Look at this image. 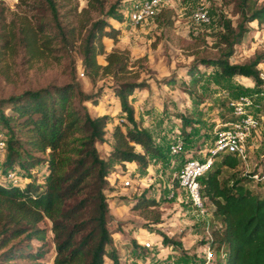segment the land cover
Wrapping results in <instances>:
<instances>
[{"label":"trees","instance_id":"obj_1","mask_svg":"<svg viewBox=\"0 0 264 264\" xmlns=\"http://www.w3.org/2000/svg\"><path fill=\"white\" fill-rule=\"evenodd\" d=\"M124 1L86 0L80 6L78 0H20L19 10L26 11L15 12L9 19L0 1V68L19 49L29 59H40L59 57L54 53L58 47L65 51L75 48L89 78L110 75L116 80L111 88L126 113L108 132L110 114L92 115L86 104L98 102L100 91L84 92L75 75L63 84L50 83L0 99V140L4 141L1 171L8 174L19 167V176L28 179L21 183L16 176V181L6 176L0 181V248L20 236L27 241H15L4 249L0 264L20 258L34 262L13 264H41L47 252L46 229L39 225L44 218L51 221L53 264H103L105 256L117 261L108 228L111 212L107 192L112 168L116 162L124 171L130 162L147 167L149 155L160 156L159 146L135 117L128 99L136 87L148 84L129 67L126 49L107 48V41L114 44L122 34ZM238 4L236 12L242 19L236 26L222 19L219 41L227 51L219 57H202L197 66H188L186 73L192 84L202 77L198 65L204 64L217 66L221 74L252 76L255 90L261 89L259 58L240 65L231 64L228 58L233 46L242 41L244 22L264 21V2L257 5V0H238ZM173 18L174 10L167 6L155 16L167 24H172ZM101 54L105 63L98 59ZM170 81L165 79L166 84ZM183 89L188 92V85ZM245 92L249 91L234 96ZM230 118L229 109L224 120ZM108 134L113 143L104 157L97 143L107 141ZM239 163L235 154L224 153L199 177L201 195L212 204L215 217L212 239L207 244L215 260H201V264H264V195L250 187L252 179L246 176H222L224 168L234 169ZM38 165L42 170L35 172ZM174 181L177 187L178 181ZM157 203L152 196H137L133 208L146 210L151 216ZM154 218H158L157 213ZM34 239L40 242L35 249L30 246ZM223 253L225 256L219 257Z\"/></svg>","mask_w":264,"mask_h":264},{"label":"rangeland","instance_id":"obj_2","mask_svg":"<svg viewBox=\"0 0 264 264\" xmlns=\"http://www.w3.org/2000/svg\"><path fill=\"white\" fill-rule=\"evenodd\" d=\"M0 1L7 8V19L14 16L15 12L26 11L19 10L20 0ZM78 2L83 6L86 0ZM170 2L167 7L174 10L172 24L155 17L133 23L127 18L130 10L127 6L123 10L126 19L120 24L122 34L119 40L114 44L107 41L108 49L127 50L129 67L138 71V78L145 79L148 84L144 88L136 87L128 99L135 108V117L140 118L142 125L159 146L160 156L151 154L147 167L134 163L125 171L119 163L114 164L109 177L110 189L107 192L111 212L108 228L112 235L110 247L116 248L118 256L117 261L105 256L103 264H201V260L207 258L206 247L212 238L210 233L215 220L213 206L209 200L203 198L205 213L196 209L187 192L174 185V173L178 172L187 157L197 154L199 147L204 148L212 142L215 125L229 114V97L241 91H254L256 88L252 76L239 73L221 74L214 65H198L202 77L196 84L190 82V76L186 73L188 66H197L200 58L219 57L227 51L224 43L219 41L222 19L231 20L234 26L240 22L242 17L236 12L240 6L238 0H216L209 4L208 23H196L192 20V2ZM263 2L264 0H257V5ZM244 26L246 31L242 41L233 46V53L228 60L231 64L240 65L259 58L257 68L259 74L264 76V21H246ZM54 53L59 54V57L47 55L40 59H29L19 49L0 68V99L50 83L63 84L70 81L71 75H75L84 92L100 91L98 102L87 101L86 104L92 115L105 112L110 114L107 127L109 132L113 123L120 116L126 115L119 106L114 88H111L117 83L116 80L110 75L89 78L82 69L75 48L65 51L63 47H58ZM98 59L105 63L104 54L99 55ZM165 79L171 80L170 83L166 84ZM185 85L189 87L188 92L183 89ZM260 101L264 115V97ZM177 138L183 141L181 149L178 153L171 154L169 148ZM251 142L247 163L240 162L234 169L224 168L222 176L249 178L246 175L248 171L264 169V119L261 126L253 132ZM112 143L113 138L109 134L107 141L97 143L101 156L107 157L109 144ZM2 154L4 153H0V163ZM1 165L0 181L8 177L7 173L1 171ZM15 169L12 172L14 177L20 178L21 183L26 182L27 178L19 176V167ZM41 170L40 165L34 168L35 172ZM127 178L131 182L124 185L123 181ZM249 185L264 195V183L257 184L252 180ZM142 195L158 200L157 206L150 211L151 216L146 210L133 208L136 197ZM156 213L157 219L154 218ZM219 224L215 223L216 226ZM39 225L46 229L47 242V252L41 259V264H53L55 248L50 230L51 221L44 218ZM145 240L151 241L146 249L143 247ZM15 241L27 244L26 239L20 236L8 246L0 248V253ZM39 244L34 239L30 246L35 249ZM171 244L173 250L170 252L168 245ZM214 254L212 252L211 261L215 260ZM223 255L224 253L219 254V257ZM13 262L34 261L20 258L6 264Z\"/></svg>","mask_w":264,"mask_h":264},{"label":"built area","instance_id":"obj_3","mask_svg":"<svg viewBox=\"0 0 264 264\" xmlns=\"http://www.w3.org/2000/svg\"><path fill=\"white\" fill-rule=\"evenodd\" d=\"M186 1L194 4L191 11V18L194 22L208 23L210 21L209 4L216 0ZM170 3V0H125L122 9L124 10L129 6L127 18L133 23H139L155 17L162 7L169 6ZM260 76L264 80L263 74ZM261 85L262 88L259 91L240 93L229 98L227 106L232 118L219 121L213 130L212 142L204 148H198L197 154L187 157L178 172L174 173V178L178 181L177 187L183 188L191 203L203 213H205V208L200 191L199 177L212 167L218 156L227 152L235 154L240 162L247 163L253 132L261 126L264 119L260 101L264 97V82ZM182 142L180 138H177L169 148L170 153H178ZM3 146L4 141L0 140V151ZM246 175L257 184L264 183V169L250 170ZM8 177L16 181L12 172L8 173ZM130 180L129 178L124 179V185H129ZM210 237H212L211 233ZM144 245L150 246L151 241L145 240ZM206 248L208 255L205 263L211 259L213 252L208 246ZM168 249L171 252L173 245H168Z\"/></svg>","mask_w":264,"mask_h":264},{"label":"crops","instance_id":"obj_4","mask_svg":"<svg viewBox=\"0 0 264 264\" xmlns=\"http://www.w3.org/2000/svg\"><path fill=\"white\" fill-rule=\"evenodd\" d=\"M134 163H136V162H130V163H128L127 164V167L130 166V165H133Z\"/></svg>","mask_w":264,"mask_h":264}]
</instances>
